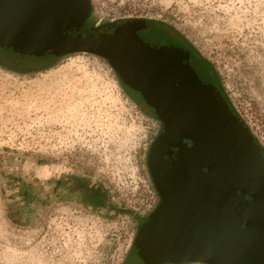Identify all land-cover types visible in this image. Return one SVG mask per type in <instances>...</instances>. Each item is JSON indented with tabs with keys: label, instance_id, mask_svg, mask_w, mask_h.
Masks as SVG:
<instances>
[{
	"label": "rangeland",
	"instance_id": "1",
	"mask_svg": "<svg viewBox=\"0 0 264 264\" xmlns=\"http://www.w3.org/2000/svg\"><path fill=\"white\" fill-rule=\"evenodd\" d=\"M91 3L84 28L139 17L183 35L264 152V0ZM13 52L0 48V264H124L155 196L147 154L156 116L100 56L26 54L30 69L18 71ZM69 181L93 185L102 203Z\"/></svg>",
	"mask_w": 264,
	"mask_h": 264
},
{
	"label": "water",
	"instance_id": "2",
	"mask_svg": "<svg viewBox=\"0 0 264 264\" xmlns=\"http://www.w3.org/2000/svg\"><path fill=\"white\" fill-rule=\"evenodd\" d=\"M91 0H0V45L22 54L82 52L108 61L164 124L148 166L160 201L134 245L157 264H264V156L188 50L144 42V18L93 19ZM188 139L191 145L184 140ZM177 148L168 162L163 154Z\"/></svg>",
	"mask_w": 264,
	"mask_h": 264
},
{
	"label": "flooded vegetation",
	"instance_id": "3",
	"mask_svg": "<svg viewBox=\"0 0 264 264\" xmlns=\"http://www.w3.org/2000/svg\"><path fill=\"white\" fill-rule=\"evenodd\" d=\"M135 18H138V17H135ZM141 24H144V27L139 29L137 31V33H138L139 37L144 42L153 43L156 45H171V46L187 49L188 50L189 64L193 68L195 73L198 75V77L203 81H207V82L213 84L221 92L220 88L215 83L214 78L210 75V69H209L208 65L206 64V62L195 51V49L188 43V41L184 38V36L181 35L178 31H176L169 23H167L163 19L158 20V19H153V18H144V21ZM129 91L132 95L135 96V94H137L141 97V95L137 91H135L131 88L129 89ZM222 95H223V93H222ZM141 99L143 100L142 97H141ZM143 102L145 103L144 100H143ZM146 106L148 107L150 112L156 116V118L158 120V128L155 132V136H154L153 140L151 141V143L149 145V149H148V154H149V151H150V148H151L153 142L163 132L164 124L162 123V121H160V119L158 118L154 109L151 106H149L148 104H146ZM184 142L187 145H191V142L188 139H185ZM169 148H170L169 153H167V154L165 153L162 156L163 160L168 162V166H170V161L175 158V155L177 152L176 147L170 146ZM148 154H147V156H148ZM147 170H148L150 179H151L152 184H153L154 192H155V196H154L153 201H152L153 205H150L152 208L149 209L148 212H146L144 214V216L137 217V219H136V221H137L136 227L132 232V238H131V241L128 245L127 254H126L125 258L123 259L124 264H157L156 262L150 260L149 258L141 255L140 251L134 245L135 237L137 235V232L139 230L140 225L148 219L150 213L157 207V205L160 201L158 191L155 187V184H154V181L152 178V174H151L149 166H148V157H147ZM53 186L55 187V184ZM67 186H69L70 190H72L73 192H78L79 194H83L82 196H84L86 198V200L91 202V204H93V205L98 206L102 203L101 199H98V201L96 203H93L90 200V198L85 196L87 190L92 191V188H90V187H89V189H87V188L84 189V187L81 186V184H78V183L72 184L70 181L67 182ZM53 192L55 193V191H53ZM162 264H198V262L184 261L181 263L166 262V263H162Z\"/></svg>",
	"mask_w": 264,
	"mask_h": 264
},
{
	"label": "trees",
	"instance_id": "4",
	"mask_svg": "<svg viewBox=\"0 0 264 264\" xmlns=\"http://www.w3.org/2000/svg\"><path fill=\"white\" fill-rule=\"evenodd\" d=\"M1 49H3L4 50V52H7L8 53V51H11V52H13L12 50H10V49H8V48H6V47H0ZM13 53H15L16 55H17V57H15V59H10V61H12L13 63H15L16 64V68H18V69H16V70H18V71H23V69H30V66H29V64H27V62H24V56H27L26 54H19V53H16V52H13ZM46 55H51V54H46ZM43 56H45V55H43ZM52 57H54V58H58V56H54V55H51ZM38 57V56H37ZM205 62H206V64L208 65V67H209V69H210V75L214 78V81H215V83L218 85V83H217V79H216V77H218V74H217V72H216V70H214L213 69V66L212 65H210L209 63L210 62H208V60H205L204 58H202ZM19 60V61H18ZM116 78H117V80H118V82L120 83V84H122V86H126L128 89H130L127 85H124L122 82H121V80L119 79V77L116 75ZM218 87H219V85H218ZM220 88V87H219ZM221 90V89H220ZM221 92L223 93V91L221 90ZM223 95H224V93H223ZM129 97H132L133 98V95H128ZM224 97H225V99L227 100V102H228V104H229V106L231 107V109L234 111V113H236V111L233 109V107L231 106V104L229 103V101H228V99L226 98V96L224 95ZM237 114V113H236ZM254 141H255V138H254ZM256 142V141H255ZM257 143V142H256ZM258 144V143H257ZM259 145V144H258ZM260 146V145H259ZM260 149H261V152H262V154H263V156H264V152L262 151V148L260 147ZM92 186L93 185H90L89 184V187L90 188H92ZM95 189H97L96 187H95ZM85 196L86 197H88V198H90V200L93 202V203H96L97 201H98V199H100L101 198V195L99 194V192L98 191H90V190H87L86 191V194H85Z\"/></svg>",
	"mask_w": 264,
	"mask_h": 264
},
{
	"label": "bare ground",
	"instance_id": "5",
	"mask_svg": "<svg viewBox=\"0 0 264 264\" xmlns=\"http://www.w3.org/2000/svg\"><path fill=\"white\" fill-rule=\"evenodd\" d=\"M116 73V72H115ZM118 76V75H117Z\"/></svg>",
	"mask_w": 264,
	"mask_h": 264
}]
</instances>
